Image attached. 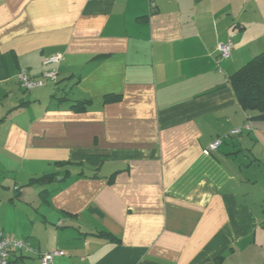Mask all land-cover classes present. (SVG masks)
Wrapping results in <instances>:
<instances>
[{
    "label": "crops",
    "instance_id": "0c3cea01",
    "mask_svg": "<svg viewBox=\"0 0 264 264\" xmlns=\"http://www.w3.org/2000/svg\"><path fill=\"white\" fill-rule=\"evenodd\" d=\"M155 1L0 0V227L51 264H264V119L230 81L264 0Z\"/></svg>",
    "mask_w": 264,
    "mask_h": 264
},
{
    "label": "built area",
    "instance_id": "2783aa9c",
    "mask_svg": "<svg viewBox=\"0 0 264 264\" xmlns=\"http://www.w3.org/2000/svg\"><path fill=\"white\" fill-rule=\"evenodd\" d=\"M157 7L155 0H148L149 12H152ZM218 62L221 60H227L232 56L233 52V40L232 37L225 43H219L217 46ZM63 60V55L58 54L44 60L43 65L50 67L42 74V79H36L33 77L27 69H21L17 74V80L20 86L26 91L30 92L34 89L45 86L46 83L51 82L58 83V66ZM251 124L248 122L241 128H236L230 132V135H239L244 130H250ZM223 137L214 141L210 147V151H217L219 146L223 143ZM20 252L27 255H37L40 260V264H51L56 256L64 255L61 250H53L44 254H40L37 248H35L28 239H19L7 236L0 227V264H10L11 256L13 252Z\"/></svg>",
    "mask_w": 264,
    "mask_h": 264
},
{
    "label": "trees",
    "instance_id": "16d2710c",
    "mask_svg": "<svg viewBox=\"0 0 264 264\" xmlns=\"http://www.w3.org/2000/svg\"><path fill=\"white\" fill-rule=\"evenodd\" d=\"M230 81L242 108L264 119V53L245 64Z\"/></svg>",
    "mask_w": 264,
    "mask_h": 264
}]
</instances>
